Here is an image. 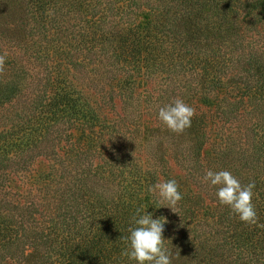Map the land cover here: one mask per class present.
Masks as SVG:
<instances>
[{
	"label": "trees",
	"instance_id": "trees-1",
	"mask_svg": "<svg viewBox=\"0 0 264 264\" xmlns=\"http://www.w3.org/2000/svg\"><path fill=\"white\" fill-rule=\"evenodd\" d=\"M4 52L0 264H137L138 209L172 264H264V227L202 182L255 181L264 224V0H0ZM177 97L181 134L158 118ZM170 179L178 213L149 191Z\"/></svg>",
	"mask_w": 264,
	"mask_h": 264
},
{
	"label": "clouds",
	"instance_id": "clouds-1",
	"mask_svg": "<svg viewBox=\"0 0 264 264\" xmlns=\"http://www.w3.org/2000/svg\"><path fill=\"white\" fill-rule=\"evenodd\" d=\"M7 56V52L0 54V74L5 70ZM195 115L196 109L179 97L160 107L158 111L159 120L176 134H181L190 128ZM202 182L217 186L216 196L219 203L230 207L242 222L264 227V224L258 223L259 217L253 203V198L257 195L254 192L255 181L242 184L229 170L209 169L203 176ZM179 188L180 185L175 179L158 181L150 187L149 191L159 197L158 203L155 204L156 208L167 206L173 213H178L176 205L183 198ZM132 220L136 226L128 229L130 235L126 237L130 250H125L123 255L136 261L137 264H172V253L167 248L164 237L167 217L153 218L152 213L148 211L141 213L138 209Z\"/></svg>",
	"mask_w": 264,
	"mask_h": 264
},
{
	"label": "rangeland",
	"instance_id": "rangeland-1",
	"mask_svg": "<svg viewBox=\"0 0 264 264\" xmlns=\"http://www.w3.org/2000/svg\"><path fill=\"white\" fill-rule=\"evenodd\" d=\"M170 166H171V168H172V174H173V176H178V177H181L182 176V173L181 172H179V170L177 169V167L176 166H174L173 164H170ZM43 168V165H39V166H37V169L39 170V169H42ZM20 184L18 183V190L20 189V186H19Z\"/></svg>",
	"mask_w": 264,
	"mask_h": 264
}]
</instances>
